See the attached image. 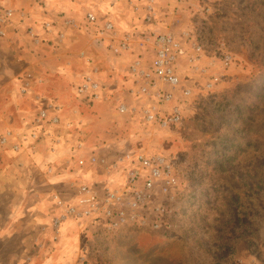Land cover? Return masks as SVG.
Listing matches in <instances>:
<instances>
[{"label":"rangeland","instance_id":"1","mask_svg":"<svg viewBox=\"0 0 264 264\" xmlns=\"http://www.w3.org/2000/svg\"><path fill=\"white\" fill-rule=\"evenodd\" d=\"M0 1L41 5L53 22L54 31L41 30L39 48H31L25 35L12 38L5 60L9 74L18 73L20 64L10 55L15 45L26 65L35 63L36 56L42 71L70 92L68 103L86 120L68 134L74 139L81 130L84 143L108 157L125 150L162 156L177 178L165 193L163 222L171 228L127 225L112 233L92 226L71 229L76 251L87 254L90 264H264V0H68L71 14L66 0ZM147 4L154 12L150 22L144 19ZM88 11L98 24L109 19L118 33L131 34L133 52L113 54L107 36L86 22ZM65 13L79 25L66 28L59 40L64 25L55 15ZM129 18L135 24L131 30ZM151 32L171 33L188 53L194 43L200 46L195 66L179 59L180 83L174 100L161 110L177 104L181 119L168 127L145 120L143 110L155 100L136 93L128 70L136 54L146 62L152 59V43L140 47ZM63 60L70 66L67 73L51 70ZM91 71L103 85L97 101L81 99L73 90L78 76ZM120 103L127 106L125 112L118 111ZM5 156L0 155V163ZM27 174L18 169L12 177V171L2 187L0 220H6L17 190L32 187ZM31 176L42 179L38 169ZM23 232L0 240V256L21 250Z\"/></svg>","mask_w":264,"mask_h":264},{"label":"built area","instance_id":"2","mask_svg":"<svg viewBox=\"0 0 264 264\" xmlns=\"http://www.w3.org/2000/svg\"><path fill=\"white\" fill-rule=\"evenodd\" d=\"M137 10L138 6L134 5ZM144 19L150 22L154 12L150 4L146 6ZM15 9L5 2H0V37L5 36L6 28L13 21ZM22 16L21 13H18ZM86 22L95 25L101 36H107L110 51L118 56L133 52L129 34L118 33L115 25L109 19L98 24V18L92 11L85 16ZM63 25L67 27L78 26V21L73 18H64ZM41 26L46 32L53 31V22L43 20ZM29 36L34 38L32 28H28ZM65 33L59 32L58 38H64ZM151 42L153 56L149 62L143 60L137 54L132 58L129 65V75L135 82L136 93L150 96L155 101L143 110L145 120L154 122L162 127L176 124L181 119V109L177 104L162 108V105L170 104L174 100V91L180 83L179 59L185 57L187 62L196 65L200 60V46L192 45V53L174 38L171 33L158 32L144 35L143 42ZM230 60L224 58L225 64ZM97 72H85L78 76L74 85L77 97L89 101H97L101 98L102 83L96 76ZM25 87H21L24 92ZM134 91V92H135ZM189 89L185 92L189 93ZM39 108L36 114L29 119L22 130L14 131L7 129L0 133V147L10 146V149L19 153L23 146H36L37 144H58L60 137L74 129L80 128L78 124L71 126V121L62 119L60 116L62 106L53 100H39ZM159 107H157V106ZM119 112H125L128 108L120 103L117 107ZM80 124V120H78ZM77 137L70 144L69 158L78 167L101 168L109 175L101 185L80 183L77 192L71 197L53 193V203L59 209L58 213L51 218V226L57 233L60 226L68 221L74 222L81 228L92 226L105 232H114L116 229L135 225L152 230L161 228L169 229L171 224L164 223L165 195L169 194L170 188L175 187L177 178L169 162L162 156L148 155L141 150H125L119 154L108 157L106 155L81 154L83 140L81 130L76 131ZM25 144V145H24ZM50 144V150L55 151V146ZM49 171V169H48ZM121 176V180H113L115 175ZM167 192V194H165ZM173 194H170L171 196ZM80 264H90L85 254L78 256Z\"/></svg>","mask_w":264,"mask_h":264},{"label":"crops","instance_id":"3","mask_svg":"<svg viewBox=\"0 0 264 264\" xmlns=\"http://www.w3.org/2000/svg\"><path fill=\"white\" fill-rule=\"evenodd\" d=\"M66 1V10L69 12L72 9L69 10L70 3L68 0ZM79 2L77 1V3ZM12 7L15 9L16 14L13 21L7 25L5 36L0 37V133L7 129L22 130L29 119L36 114L40 106L39 100L56 101L62 106L60 113L62 119L68 117L72 119L74 117L73 119L76 122L72 120L73 124L83 127L86 120L84 119L85 115L81 114L79 108H75L71 103H68L70 92L59 82H55L46 70L43 72L42 65L38 66L35 56L36 51L33 54L29 53L35 56V58L33 57L35 63H31L29 60L26 65L23 58L19 59V51L14 45L13 49L15 51L11 48L10 55L13 56V61L19 62L20 69L18 73L9 74L11 68L5 60V54L10 51V49L8 51V48L12 47V38L25 35L31 48H39L38 46L42 44V38H40L43 29L41 22L48 19L41 5L35 4L31 8L18 7L17 5ZM18 13H21L22 16H19ZM71 13L73 12L67 14ZM69 16L71 17V15ZM69 16L66 13L61 16L55 15L61 21ZM73 19L77 20L76 18ZM129 20L130 25L127 28L131 30L130 27L135 24L132 18H129ZM28 28H32L34 38L37 41L29 36ZM66 28L70 27L64 25L62 31L64 32ZM7 38H9V43L6 46V43L2 44V42ZM55 66L58 68L53 69L51 67L52 71H58L59 69L60 72H63L64 69L67 73L70 69L66 60L61 61L60 66L54 65L53 67L55 68ZM45 68L47 67L45 66ZM21 87H25L26 90L21 92ZM71 119L68 118L67 120L71 121ZM78 120H80V124ZM60 139L61 142L55 145L46 141V143L37 144L36 146L31 145L27 148L23 146L19 153L13 152L9 145L0 147V155L9 157L7 159L5 156L4 161L0 163V179H2L0 180V200L4 193L2 187L7 183L6 181L11 180L8 177L12 171V177H15L18 169L22 172H29L27 174L28 180H31L33 184L31 188L24 186V188L17 190L18 198L8 206L6 220H0V240L4 239L7 234L24 231L20 235L21 250L14 255L7 256L8 258L0 256V264H3L4 261H7L6 264H80L78 256L85 254L81 249L76 251L77 248L74 246L76 239L68 235L69 230L80 229L81 226L68 221L60 226L57 233L53 230L51 218L59 211L53 203V193L57 192L61 196L71 197L76 194L78 184L95 183L101 185L106 181H110L108 179L109 175L101 168L95 170V168H90L87 165L78 167L69 158L70 144L74 139L70 134L61 136ZM50 144L55 146V151L50 150ZM83 146L81 154L89 155L91 152L104 154L97 153L94 148L88 147L84 141ZM37 169L42 179L35 181L31 173L33 171L37 172ZM110 177L113 180L122 181L121 176H118V174L115 175V178ZM28 227L29 230L26 231ZM57 245L59 248H57ZM47 246L52 247L49 249ZM85 255L87 256V254Z\"/></svg>","mask_w":264,"mask_h":264}]
</instances>
